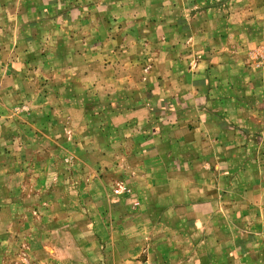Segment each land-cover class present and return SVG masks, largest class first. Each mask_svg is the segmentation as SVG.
Instances as JSON below:
<instances>
[{
  "label": "rangeland",
  "instance_id": "1",
  "mask_svg": "<svg viewBox=\"0 0 264 264\" xmlns=\"http://www.w3.org/2000/svg\"><path fill=\"white\" fill-rule=\"evenodd\" d=\"M101 1L0 0V264H80L95 235L112 264L115 211L139 208L115 153L198 98L248 172L251 250L217 264H264V0Z\"/></svg>",
  "mask_w": 264,
  "mask_h": 264
},
{
  "label": "crops",
  "instance_id": "2",
  "mask_svg": "<svg viewBox=\"0 0 264 264\" xmlns=\"http://www.w3.org/2000/svg\"><path fill=\"white\" fill-rule=\"evenodd\" d=\"M98 42L109 41L98 37ZM198 100L181 105L166 100L159 107L175 118L143 120L147 130L129 131L128 146L115 153L119 177L137 197L123 202L137 199L139 208L123 214L115 211L112 264H217L229 263L237 254L242 258L249 254L250 236L246 233L250 229L240 221L243 216L230 210L232 200L244 199L240 192L247 189L243 183L248 172L221 161L230 160L232 146L227 142L232 123L209 114L204 98ZM147 109L144 105L139 110ZM60 236L66 237V232ZM96 238V246L85 242L80 264H93V260L101 264L110 255H105L103 245L97 248L100 243ZM64 250L62 255L72 256V248L65 245Z\"/></svg>",
  "mask_w": 264,
  "mask_h": 264
},
{
  "label": "built area",
  "instance_id": "3",
  "mask_svg": "<svg viewBox=\"0 0 264 264\" xmlns=\"http://www.w3.org/2000/svg\"><path fill=\"white\" fill-rule=\"evenodd\" d=\"M124 190H126V187H124L123 185H118L116 190H115V193L116 194H120L122 193Z\"/></svg>",
  "mask_w": 264,
  "mask_h": 264
}]
</instances>
